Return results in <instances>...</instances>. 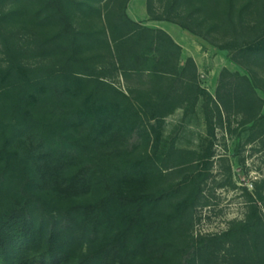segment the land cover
Returning <instances> with one entry per match:
<instances>
[{"label":"trees","instance_id":"obj_1","mask_svg":"<svg viewBox=\"0 0 264 264\" xmlns=\"http://www.w3.org/2000/svg\"><path fill=\"white\" fill-rule=\"evenodd\" d=\"M130 2L0 0V264H264V178L242 220L192 233L216 130L238 117L264 151V0H147L252 70L215 96ZM199 105L206 149L161 154L165 120Z\"/></svg>","mask_w":264,"mask_h":264},{"label":"rangeland","instance_id":"obj_2","mask_svg":"<svg viewBox=\"0 0 264 264\" xmlns=\"http://www.w3.org/2000/svg\"><path fill=\"white\" fill-rule=\"evenodd\" d=\"M146 4L147 0H131L127 14L136 22L153 25L147 14ZM155 7L158 9L159 6ZM191 38L196 42L187 43L189 46L186 54L195 56L200 83L212 96H215L218 78L223 69L252 78V70L234 62L229 52L213 47L194 35ZM253 69L258 76L264 77V70ZM257 93L264 100V92L258 90ZM262 112L264 114V107ZM250 132V125L241 127L238 117L231 118L223 129L216 130L215 138L212 139L215 157L212 159L213 166L203 194L207 204L196 210L192 229L194 236L220 234L228 229L230 223L244 218L247 210L245 190L252 193L255 183L264 178V151L260 150V141L248 143ZM208 144L209 137L201 105L187 119H183L182 112L178 110L165 120L161 154H165L171 147L202 153ZM131 188L133 187L128 186V189ZM262 213L264 215V207Z\"/></svg>","mask_w":264,"mask_h":264},{"label":"crops","instance_id":"obj_3","mask_svg":"<svg viewBox=\"0 0 264 264\" xmlns=\"http://www.w3.org/2000/svg\"><path fill=\"white\" fill-rule=\"evenodd\" d=\"M128 11L130 12V10H128ZM152 23H153V25H150L147 23H143V25L150 27V28H156V29H161V30L165 31L174 40V42L181 47V49H182V60L192 58L197 65V61L195 59V56L192 54H189V55L186 54L187 46H189V45H187V43L188 42L189 43H192V42L195 43L196 42L195 39L191 38V37H193V35L184 31L179 26L168 23V22H152ZM197 68H198V66H197Z\"/></svg>","mask_w":264,"mask_h":264}]
</instances>
